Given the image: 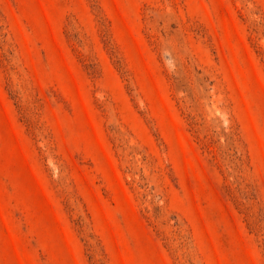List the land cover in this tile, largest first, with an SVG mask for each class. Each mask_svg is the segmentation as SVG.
I'll use <instances>...</instances> for the list:
<instances>
[{
	"label": "rangeland",
	"instance_id": "rangeland-1",
	"mask_svg": "<svg viewBox=\"0 0 264 264\" xmlns=\"http://www.w3.org/2000/svg\"><path fill=\"white\" fill-rule=\"evenodd\" d=\"M0 264H264V0H0Z\"/></svg>",
	"mask_w": 264,
	"mask_h": 264
}]
</instances>
